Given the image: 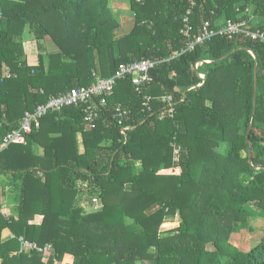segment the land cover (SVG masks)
Wrapping results in <instances>:
<instances>
[{
	"label": "trees",
	"instance_id": "16d2710c",
	"mask_svg": "<svg viewBox=\"0 0 264 264\" xmlns=\"http://www.w3.org/2000/svg\"><path fill=\"white\" fill-rule=\"evenodd\" d=\"M109 1L0 0V141L51 97L122 63L158 62L143 95L131 79L118 83L96 128L81 107L65 108L45 116L26 145L0 151V174L23 182L19 216L0 207V264H54L19 252L21 237L51 245L60 264H264V236L249 251L231 242L264 217V43L218 35L182 53L187 0H130L135 23L119 37ZM244 19L264 29V0H203L191 18L195 32ZM27 25L40 51L46 37L59 49L38 65L25 59ZM144 95L155 99L150 113ZM166 95L176 102L171 116L157 100ZM119 103L130 111L123 127L113 118ZM88 202L101 209L87 212ZM176 216L178 228L163 230ZM6 228L14 237L4 241Z\"/></svg>",
	"mask_w": 264,
	"mask_h": 264
},
{
	"label": "built area",
	"instance_id": "2783aa9c",
	"mask_svg": "<svg viewBox=\"0 0 264 264\" xmlns=\"http://www.w3.org/2000/svg\"><path fill=\"white\" fill-rule=\"evenodd\" d=\"M202 1L203 0H187L188 7L181 18L182 23L180 27V34L187 41L186 48L182 50V53L193 51L197 45L210 42L218 35L227 37L228 39L243 36L252 41L264 43V29L254 27V25L245 19L236 22L227 21L222 25H215L214 27L210 22H207L195 32L191 18L195 9ZM1 17L2 13L0 12V18ZM179 54L180 53L177 52L174 56H178ZM157 64L158 62L150 59L133 60L129 63H122L111 77L98 78L96 82L88 87L74 88L65 94L51 97L47 103L39 105L33 112H26L19 122L18 127L6 134L1 142L0 150L8 149L12 145H26L27 136L30 135L34 129L40 127L41 120L45 116L59 113L65 108L81 107L83 109L85 123L92 129L96 128L101 114L108 104V99L114 95L118 83L125 79H131L136 93L143 95L144 88L154 82L151 73L156 68ZM202 65L203 63H197L196 69L198 70ZM5 77L10 78L11 74H6ZM199 77L202 80L205 79L204 74H199ZM153 100L155 99L151 96H143V113H150L152 111ZM157 100L161 104L167 106L169 116L173 115L176 106L173 96H161ZM129 116L130 111L123 104L119 103L114 107L113 118L118 121L120 126H124V122ZM160 119L162 120L163 116H161ZM128 129V127H124L121 130V134L124 135ZM174 147L175 161H177L179 150L175 145ZM19 241L24 251L27 253L37 252L47 255L52 251L51 245L39 246L23 237H21Z\"/></svg>",
	"mask_w": 264,
	"mask_h": 264
},
{
	"label": "crops",
	"instance_id": "0c3cea01",
	"mask_svg": "<svg viewBox=\"0 0 264 264\" xmlns=\"http://www.w3.org/2000/svg\"><path fill=\"white\" fill-rule=\"evenodd\" d=\"M1 12V11H0ZM250 15L252 16V22L257 25L259 24V20L253 15L252 8L249 10ZM20 40L23 43L24 51H25V59L28 65H38L39 63V55H48L58 52L57 46H53L50 41H52L49 37H46L42 42L41 46L43 49L40 51L38 47V43L36 42L33 33L31 32V27L29 25L26 26L23 35ZM9 68L4 67V74L9 73ZM7 117L2 116V122L6 121ZM19 124V123H18ZM81 135H79V138ZM0 141V145H1ZM33 150L37 155L43 154V149L38 145L33 146ZM83 152V146L80 148ZM2 151V150H0ZM22 180L15 179L11 174H0V207L2 214L8 217H18L19 216V208L21 201V188H22ZM177 219V216H176ZM42 218L39 216L37 218V222L40 223ZM14 235L11 233L9 228H6L2 233V239L4 241L10 240ZM22 247V245H21ZM23 249V247H22ZM21 252H25L24 249Z\"/></svg>",
	"mask_w": 264,
	"mask_h": 264
},
{
	"label": "rangeland",
	"instance_id": "374dc122",
	"mask_svg": "<svg viewBox=\"0 0 264 264\" xmlns=\"http://www.w3.org/2000/svg\"><path fill=\"white\" fill-rule=\"evenodd\" d=\"M109 8L111 9L114 17L119 23V29L115 32L117 36H124L128 34L134 26L135 16L133 11L130 8V0H110ZM50 43L56 47V45L50 41ZM80 139V146L82 147V139ZM82 152V151H81ZM84 208L87 212L93 210L97 211L101 209V205L96 203L94 206L88 202L84 204ZM179 226V218L175 217L167 220L166 224L163 227V230L174 231ZM264 236V217H256L248 220L247 227L242 229L239 233L234 234L231 238V242L234 246L243 251H249L253 246L260 242ZM23 249L20 248L21 252ZM50 257H53L54 264H60L59 261L55 258V254L51 251L50 254H47L45 257V262L49 260ZM68 263H72V258H70Z\"/></svg>",
	"mask_w": 264,
	"mask_h": 264
},
{
	"label": "water",
	"instance_id": "95a60500",
	"mask_svg": "<svg viewBox=\"0 0 264 264\" xmlns=\"http://www.w3.org/2000/svg\"><path fill=\"white\" fill-rule=\"evenodd\" d=\"M255 70H256V69H255ZM255 86H256V88H257V76H256V74H255ZM250 130H251V127H250V129H249V131H248V135H249Z\"/></svg>",
	"mask_w": 264,
	"mask_h": 264
}]
</instances>
